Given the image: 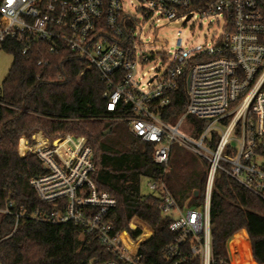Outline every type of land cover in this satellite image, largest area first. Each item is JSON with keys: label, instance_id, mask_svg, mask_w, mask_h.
<instances>
[{"label": "built area", "instance_id": "2783aa9c", "mask_svg": "<svg viewBox=\"0 0 264 264\" xmlns=\"http://www.w3.org/2000/svg\"><path fill=\"white\" fill-rule=\"evenodd\" d=\"M196 13L216 17L221 33L204 44L149 51L157 40L148 35L156 32V23H186ZM0 16V48L14 41L22 55L37 44L50 53L68 49L95 69L107 82L106 109L126 122L133 136L156 145V163L166 167L175 145L209 163L204 200L196 207H181L164 181L148 180L174 234L163 249L166 264H237L234 248L241 247L248 262L259 264L245 229L227 241L226 258L215 256L210 206L219 172L264 202V0H1ZM155 60L162 67L148 77L146 67ZM44 64L45 59L38 61ZM181 83L186 107L176 120L166 121ZM190 117L206 123L197 135ZM32 137V152L46 173L30 183L53 209L37 208L30 216L80 225L81 238L98 240L106 249L109 258L101 264H144L111 217L116 198L99 191L92 179L95 163L86 139L51 140L41 131ZM68 139L62 154L58 144ZM68 153L71 158L63 156ZM13 208L8 201L0 213L14 214L16 229L25 210ZM241 231L246 235L230 242Z\"/></svg>", "mask_w": 264, "mask_h": 264}, {"label": "trees", "instance_id": "16d2710c", "mask_svg": "<svg viewBox=\"0 0 264 264\" xmlns=\"http://www.w3.org/2000/svg\"><path fill=\"white\" fill-rule=\"evenodd\" d=\"M1 2V0H0ZM4 23L0 16V26ZM3 50L13 54L10 70L0 86V209L8 201L13 211L25 210L15 229L16 216L0 213V264H101L109 255L98 240L81 238V226L54 224L30 216L35 209L47 212L53 205L40 200L31 179L46 173L32 152L33 133L49 139L60 136L85 138L92 148L99 191L117 200L111 217L144 264H166L163 249L174 238L169 219L159 209L160 197L142 193V179L164 181L181 207L199 206L205 195L209 163L175 145L168 165L154 160L156 145L129 132L124 121L106 109L107 82L76 53H58L35 45L29 55L21 46L6 41ZM40 59L46 64L38 65ZM169 116L174 121L187 103L181 83L171 96ZM197 135L206 125L190 117ZM107 129H111L106 133ZM40 138V136H38ZM71 139L58 144L60 152ZM71 158V153L64 154ZM214 254L227 257V241L245 229L253 254L264 264V202L223 173H217L210 206ZM239 235L230 242L238 241Z\"/></svg>", "mask_w": 264, "mask_h": 264}, {"label": "rangeland", "instance_id": "374dc122", "mask_svg": "<svg viewBox=\"0 0 264 264\" xmlns=\"http://www.w3.org/2000/svg\"><path fill=\"white\" fill-rule=\"evenodd\" d=\"M127 3H129V0H127ZM154 26H156V32L150 31L148 34L150 39L154 40V37L157 39L151 47H149V51L151 52H167L168 50L174 51L180 47L204 44L211 41L213 37H216L221 33V25L217 23L216 17L212 15L203 16L199 13H196V15L186 23L184 21H177L166 24V21L162 20ZM146 28L148 29L149 25L146 24ZM13 58L12 53L0 48V86L10 70ZM161 67V60H155L150 63L146 67L148 77H151L156 70ZM110 131L111 129H107L106 133ZM141 187L143 194L151 193L148 187L147 178L142 179ZM231 250H233V248H231ZM234 250L238 251V256L236 257L237 264H251L248 262L245 247L234 248Z\"/></svg>", "mask_w": 264, "mask_h": 264}, {"label": "bare ground", "instance_id": "6f19581e", "mask_svg": "<svg viewBox=\"0 0 264 264\" xmlns=\"http://www.w3.org/2000/svg\"><path fill=\"white\" fill-rule=\"evenodd\" d=\"M238 235H239V238H241L242 236H245L246 235V231H241L240 233H238L235 236H238Z\"/></svg>", "mask_w": 264, "mask_h": 264}]
</instances>
